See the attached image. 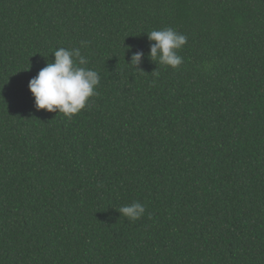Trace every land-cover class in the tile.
Returning <instances> with one entry per match:
<instances>
[{
	"label": "trees",
	"instance_id": "trees-1",
	"mask_svg": "<svg viewBox=\"0 0 264 264\" xmlns=\"http://www.w3.org/2000/svg\"><path fill=\"white\" fill-rule=\"evenodd\" d=\"M165 27L177 69L148 55ZM82 40L98 94L38 110ZM0 264H264V0H0Z\"/></svg>",
	"mask_w": 264,
	"mask_h": 264
},
{
	"label": "clouds",
	"instance_id": "clouds-1",
	"mask_svg": "<svg viewBox=\"0 0 264 264\" xmlns=\"http://www.w3.org/2000/svg\"><path fill=\"white\" fill-rule=\"evenodd\" d=\"M147 35L148 40L154 42L150 43L148 53L152 61L173 69L183 64L179 52L187 43L186 35L172 27L152 30ZM88 44V41L82 40L80 47L57 48L53 53L54 60L30 79L28 88L38 110L62 113L71 119L89 104L91 97L98 94L99 74L85 66L88 59L81 52ZM144 56L143 51L133 52L129 65L138 69ZM117 211L120 216L136 221L145 214L146 208L140 202H133L121 206Z\"/></svg>",
	"mask_w": 264,
	"mask_h": 264
}]
</instances>
